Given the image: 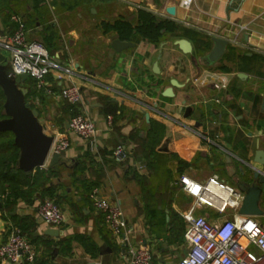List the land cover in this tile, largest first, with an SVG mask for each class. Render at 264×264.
Here are the masks:
<instances>
[{
	"label": "crops",
	"instance_id": "obj_1",
	"mask_svg": "<svg viewBox=\"0 0 264 264\" xmlns=\"http://www.w3.org/2000/svg\"><path fill=\"white\" fill-rule=\"evenodd\" d=\"M14 1L22 6L16 16L27 38L43 40L58 66L36 89L42 98L38 121L45 134L59 132L69 146L56 167H49L48 158L37 169L53 168L57 174L47 186L57 189L65 223L50 226L37 218V207L47 198L38 191L30 202L18 200L7 208L0 202V243L9 224L27 217L33 223L29 237L25 233L35 250L32 264H124L125 248L111 237L102 214L92 206L90 195L97 190L120 207L124 217L120 235L130 245L150 248L152 264H177L187 253L180 213L193 200L173 181L187 175L203 182L217 174L236 188L240 170L253 164L258 149L264 153V0H244L237 10L228 9L230 0H193L188 9L177 0ZM140 10L177 23L179 30L157 47L125 41L134 47L116 52L110 44L118 37L104 32L102 24L121 20L135 26ZM3 15L0 11V37L13 32L3 23ZM187 33L207 44L201 55L212 48V37L226 40L221 58L203 65L194 50L198 43ZM45 37H52L50 44ZM177 39L191 43L196 63L174 44ZM0 52L9 57L1 47ZM155 62L158 73L153 72ZM202 76L225 88L194 81ZM171 80L177 86L172 87L173 97L166 98L162 93ZM28 81L33 84L28 78L20 85L31 89ZM69 83L82 88L81 109L95 122L93 152L70 129L72 113L56 96ZM150 122L161 124L163 131L157 157L146 160L139 149ZM119 144L130 151L120 163L111 156ZM260 207L264 210V196ZM196 213L210 222L220 219L211 209ZM235 214L227 211L226 218ZM253 218L264 228V214ZM49 229L56 236L46 235ZM76 236L87 238L89 244L84 246L73 239ZM249 249L258 253L253 246Z\"/></svg>",
	"mask_w": 264,
	"mask_h": 264
},
{
	"label": "built area",
	"instance_id": "obj_2",
	"mask_svg": "<svg viewBox=\"0 0 264 264\" xmlns=\"http://www.w3.org/2000/svg\"><path fill=\"white\" fill-rule=\"evenodd\" d=\"M177 1L185 9L193 2ZM11 21L15 23V30L12 35L0 37V47L9 53L7 59L13 74L27 75L35 82L36 89H40L49 72L58 66L51 61L41 41L27 38V30L17 16H12ZM64 71L69 73L68 69ZM194 81L211 82L217 90L225 88L221 82H212L205 76ZM56 96L73 109L69 127L93 152L96 125L81 109L85 100L82 88L74 83L65 84L59 88ZM52 136L50 152L61 154L68 148L69 141L59 132ZM111 156L118 163L124 162L129 158L130 151L119 144L112 149ZM172 184L179 186L193 200L191 207L180 213L185 224L187 253L177 264H264V228L253 217L237 214L243 200L242 192L215 175L203 182L187 175H179ZM90 199L94 210L102 214L111 237L125 248L124 264H152L150 248L130 245L126 237L120 235L124 226L120 207L100 195L97 190L92 191ZM201 208L214 210L220 219L208 221L196 213ZM227 211L236 213V216L232 219L226 218ZM36 215L46 225L60 226L65 223L63 210L51 199L46 198L39 204ZM5 230V240L0 243V264H32L35 250L30 240L14 225L9 224ZM250 246L255 247L258 253L251 251Z\"/></svg>",
	"mask_w": 264,
	"mask_h": 264
},
{
	"label": "water",
	"instance_id": "obj_3",
	"mask_svg": "<svg viewBox=\"0 0 264 264\" xmlns=\"http://www.w3.org/2000/svg\"><path fill=\"white\" fill-rule=\"evenodd\" d=\"M243 1L230 0L228 9L237 10ZM211 42L212 48L210 51L199 57L200 62L205 66L216 63L227 46V41L220 37H212ZM174 44L182 53L190 55L193 64L196 63L195 56L192 53V45L188 40L177 39ZM110 45L116 52L134 47L133 43L121 41L118 38L113 39ZM153 72H159L157 62L153 64ZM27 79V75L15 76L7 57L0 52V89L4 96L3 114L5 116L0 120V134L11 133L13 135V143L18 148V159L15 165L25 173L42 168L48 158L49 167H56L60 159V154L50 152L53 136L43 132V128L38 121V111L25 101L28 90L20 84ZM170 85L171 87L166 88L162 93L166 98L173 97L172 87H176L177 83L175 80H171ZM262 107L264 109V101ZM148 116L146 114V119H148ZM165 146L166 144L163 145L164 148ZM252 163L246 164L247 170H240L241 177L236 181V188L243 193V200L238 213L241 216L257 217L264 214V210L260 207L261 199L264 196L263 151L258 149L255 152ZM46 235L56 236V233L49 229Z\"/></svg>",
	"mask_w": 264,
	"mask_h": 264
},
{
	"label": "trees",
	"instance_id": "obj_4",
	"mask_svg": "<svg viewBox=\"0 0 264 264\" xmlns=\"http://www.w3.org/2000/svg\"><path fill=\"white\" fill-rule=\"evenodd\" d=\"M17 6L18 5L14 0H0V11L4 12L2 17L3 23L6 27H12L13 32L15 30V23L11 21V17L19 15V10L22 8V6ZM102 28L104 32L115 33L121 41H131L135 44L146 42L157 47L164 40L166 35H172L179 30V25L169 19L157 17L149 12L140 10L138 12L137 24L135 26H132V24L127 21L115 20L112 23H103ZM13 32L10 35H12ZM187 34L194 43H198L194 48L195 52L197 54L201 53L207 44L202 38L196 37V34ZM51 38L45 37V41L50 44ZM39 41L44 45L43 40ZM199 56L202 55L199 54ZM32 83L33 84L29 83L32 85V88H27L28 92L25 96V101H27L31 107L36 109L39 113L37 106L42 102V98L39 95L40 93L36 90L35 82L33 81ZM3 103L4 96L0 89V120L5 117L3 114ZM64 106L68 108L70 114H73V109L71 107L66 104H64ZM161 131H163L161 124L150 122L147 137L142 141L139 149L146 160L148 158L155 159L157 157V148L162 140L160 139ZM17 159L18 148L13 143V135L11 133L0 134V202L2 207L7 208L13 206L18 200H26L27 202H30V198L36 191L40 193L41 197L47 196L48 199L53 200L60 206L56 187L53 185L47 186V184H49L57 175L53 168L46 170L36 169L34 173H25L16 167L15 164ZM28 220L29 218L27 217L19 219L12 225L19 227L23 232V235L27 233V236L29 237L28 231L33 223L27 222ZM73 239L82 242L84 246L89 244L88 239L82 236H76L73 237ZM30 242H32V240ZM65 242L67 243L68 241Z\"/></svg>",
	"mask_w": 264,
	"mask_h": 264
},
{
	"label": "rangeland",
	"instance_id": "obj_5",
	"mask_svg": "<svg viewBox=\"0 0 264 264\" xmlns=\"http://www.w3.org/2000/svg\"><path fill=\"white\" fill-rule=\"evenodd\" d=\"M35 40H36V41H39V39H37V38H35ZM101 56H102V55H101ZM102 58H103L104 61H106V59H108L106 56H104V54H103ZM63 105H64V104H63ZM62 107H63V106H62ZM63 108H65V106H64ZM213 175L217 176L220 180H222L221 175H217V174H213Z\"/></svg>",
	"mask_w": 264,
	"mask_h": 264
}]
</instances>
